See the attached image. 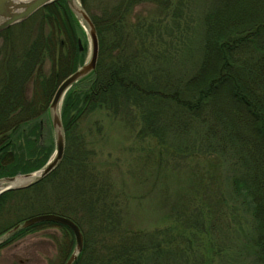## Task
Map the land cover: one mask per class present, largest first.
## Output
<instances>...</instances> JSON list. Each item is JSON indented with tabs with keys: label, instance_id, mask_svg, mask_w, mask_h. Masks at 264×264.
Returning <instances> with one entry per match:
<instances>
[{
	"label": "trees",
	"instance_id": "1",
	"mask_svg": "<svg viewBox=\"0 0 264 264\" xmlns=\"http://www.w3.org/2000/svg\"><path fill=\"white\" fill-rule=\"evenodd\" d=\"M188 1L80 0L95 26L99 49L95 70L63 97V157L42 180L0 196L2 211L12 194L32 190L36 199L29 203L34 204L40 193L46 196V184L54 187L56 204L42 214L67 217L79 227L83 247L73 264H264V0H210L198 15L194 37L177 56L166 39L169 27L161 32L158 24L146 21L147 15H137L132 30L128 26L134 8L152 6L155 14L173 20ZM35 18L47 30L41 28L32 39L28 31L20 40L16 32ZM12 30L7 38L13 41L0 53V178L45 164L49 148L23 128L46 112L47 99L27 98L26 89L32 84L40 97L54 93L67 75L61 63L69 59L73 71L84 54L78 46L81 31L65 0L42 7L0 36ZM46 58L52 64L49 75L42 71ZM128 107L138 112L139 134L171 150L166 153L207 158L212 170L200 191L202 207L217 210L213 222L194 215L180 223L183 229L149 233L121 226L111 184L93 173L78 127L95 110L118 113ZM12 136H19L17 145ZM49 225L56 224L19 230L0 248ZM222 227L223 233L215 234Z\"/></svg>",
	"mask_w": 264,
	"mask_h": 264
},
{
	"label": "rangeland",
	"instance_id": "2",
	"mask_svg": "<svg viewBox=\"0 0 264 264\" xmlns=\"http://www.w3.org/2000/svg\"><path fill=\"white\" fill-rule=\"evenodd\" d=\"M209 1L189 0L183 14L173 20H171L172 17L163 18L162 15L155 14V9L152 6L137 7L133 9L129 17L128 26L132 30L137 23L136 16L147 15L151 17H146V21L158 24L161 32H163L162 27H169L167 33L170 32V35L166 39L170 42V50L177 56L194 37L198 15ZM95 13L99 14V11L96 9ZM158 21L159 23H157ZM77 23L81 31L80 34L78 33V42L81 44V51L84 52L83 58L73 71L70 69L72 62L69 59L66 64L61 63L63 72L67 74L61 81L80 67L89 54L90 45L85 30L78 21ZM40 24L41 20L35 18L30 25H26L16 33L20 35L21 40L27 38L29 31L28 38L32 39L41 28L47 30L46 26ZM12 32L13 30L0 36V53L8 45L7 43L13 41L11 37L7 38ZM176 36L177 40H175ZM16 37L17 35L12 38L16 39ZM59 40L64 43V38L59 37ZM131 49L133 47H130ZM51 65L46 58L42 71L49 75ZM67 69L70 70V73H67ZM61 81H57V86ZM40 94L38 88L35 89L32 84H29L26 89L27 98H41L45 101L47 99V110L34 120L35 122L31 121L25 124L23 131L32 132L31 135L36 134L38 145L49 148L47 162L55 148L54 132L48 113V104L53 93L43 94L41 97ZM39 112L42 111L39 110ZM139 129L140 117L138 112L131 107L118 113L106 109L95 110L89 113L78 127L85 147L90 151L93 173L97 177L106 178L111 184V192L119 212L121 226L125 230L149 233L153 230H162L164 227L180 228L181 222L194 215L195 219H204L209 224L213 222L217 210L209 213L202 207L205 200L200 191L208 183L209 169L212 170L207 158L202 155L174 157L165 152L171 151L169 148L159 145L151 137L140 135ZM17 137L19 136H12L11 140L15 141ZM15 143L17 145L18 141L16 140ZM18 175L24 174L15 176ZM45 191L46 196L43 192L40 193L42 196L34 204L29 203L30 198V202H34L36 199L32 190L15 193L6 198L3 201L2 211H0V232L20 220L52 210L53 205L56 204L54 196L56 190L46 184ZM42 198L45 204H42ZM62 202L64 200L60 198L58 203ZM227 210L228 219L232 221L234 216L232 212L230 213L229 208ZM222 228L223 230L216 231L215 234L221 235L226 229ZM194 232L195 229H192L188 230L186 234L190 233L191 235ZM74 245L71 232L60 225L35 228L0 248V264H64L73 251ZM182 245L183 242L180 246Z\"/></svg>",
	"mask_w": 264,
	"mask_h": 264
},
{
	"label": "water",
	"instance_id": "3",
	"mask_svg": "<svg viewBox=\"0 0 264 264\" xmlns=\"http://www.w3.org/2000/svg\"><path fill=\"white\" fill-rule=\"evenodd\" d=\"M56 1L58 0H0V32L11 25L27 19L37 10ZM65 2L74 18L85 30L90 45L88 57L80 67L66 76L58 84L48 104L49 118L54 132L55 148L53 154L40 169L34 172L13 177L1 178L0 182L2 181L3 183H7V185L0 190V195L8 191L23 189L37 183L49 173H51L60 163L65 149V138L60 118V109L63 97L74 84L90 75L96 68L99 44L95 26L87 12L80 4L79 0H65ZM78 46L81 50L82 47L80 42H78ZM18 177L25 178L26 182L21 185H12V183ZM43 222L64 226L71 232L75 245L73 251L66 259L64 264H73L78 254L82 250L83 235L79 227L71 219L57 214H37L16 223L4 233L0 234V244L6 241L17 231Z\"/></svg>",
	"mask_w": 264,
	"mask_h": 264
},
{
	"label": "bare ground",
	"instance_id": "4",
	"mask_svg": "<svg viewBox=\"0 0 264 264\" xmlns=\"http://www.w3.org/2000/svg\"><path fill=\"white\" fill-rule=\"evenodd\" d=\"M24 1V0H23ZM26 182V180H25V178H20V177H18L13 183H12V185H21V184H23V183H25ZM7 185V183H3L2 181L0 182V190L3 188V187H5Z\"/></svg>",
	"mask_w": 264,
	"mask_h": 264
}]
</instances>
